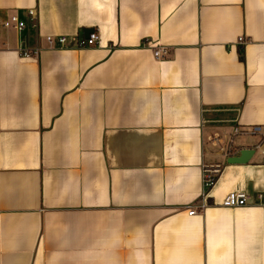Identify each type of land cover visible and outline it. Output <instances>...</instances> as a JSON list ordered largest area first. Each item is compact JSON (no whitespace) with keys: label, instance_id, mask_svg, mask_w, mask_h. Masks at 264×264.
I'll return each instance as SVG.
<instances>
[{"label":"crops","instance_id":"1","mask_svg":"<svg viewBox=\"0 0 264 264\" xmlns=\"http://www.w3.org/2000/svg\"><path fill=\"white\" fill-rule=\"evenodd\" d=\"M252 127L264 0H0V264H264V157L229 163ZM232 192L251 202L223 207Z\"/></svg>","mask_w":264,"mask_h":264},{"label":"built area","instance_id":"2","mask_svg":"<svg viewBox=\"0 0 264 264\" xmlns=\"http://www.w3.org/2000/svg\"><path fill=\"white\" fill-rule=\"evenodd\" d=\"M28 18L31 22V28L38 29V13L36 10L27 11ZM28 26L27 21L22 19L18 14L11 15L3 24V28L7 30H15L17 32H23ZM249 42L245 37H240L238 40L239 45H245ZM46 43L49 49H63L69 44V39L65 36H47ZM100 43V34L97 30L92 31L88 38L85 40L77 41V47L79 48H91L99 45ZM43 50L42 47H36L32 50H22L20 49V53L23 57H32L37 56ZM170 53L169 49L166 47L158 48L154 52V56L156 59H164ZM251 135V136H259L261 138V142L255 147L254 151H260L261 154L264 155V128L263 127H252L249 129H240L235 128L234 135ZM224 151V149H222ZM231 154H229L230 156ZM222 165L220 164H211L204 165L203 167V186L205 195L203 199H205L208 195V192L214 187L217 182L219 175L222 172ZM259 200H263V195L258 196ZM251 202V198L248 194L244 192H232L228 194L222 205L226 208H239L247 206ZM206 203L205 201L197 206L196 208H192L189 211V215L193 216L197 213H201L203 209H205Z\"/></svg>","mask_w":264,"mask_h":264},{"label":"water","instance_id":"3","mask_svg":"<svg viewBox=\"0 0 264 264\" xmlns=\"http://www.w3.org/2000/svg\"><path fill=\"white\" fill-rule=\"evenodd\" d=\"M92 33V31H87L86 32V38L89 37V35ZM255 155V151L251 150V149H246L244 151L241 152V156L240 157H232L229 160L230 164H243V163H247L249 161V159Z\"/></svg>","mask_w":264,"mask_h":264},{"label":"rangeland","instance_id":"4","mask_svg":"<svg viewBox=\"0 0 264 264\" xmlns=\"http://www.w3.org/2000/svg\"><path fill=\"white\" fill-rule=\"evenodd\" d=\"M239 137H241V139H246V137H248V136H239ZM256 155H257V157H264V155H262L260 151H257Z\"/></svg>","mask_w":264,"mask_h":264}]
</instances>
